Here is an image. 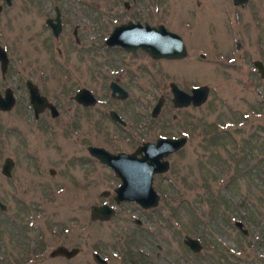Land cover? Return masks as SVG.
I'll return each mask as SVG.
<instances>
[{"label": "rangeland", "instance_id": "374dc122", "mask_svg": "<svg viewBox=\"0 0 264 264\" xmlns=\"http://www.w3.org/2000/svg\"><path fill=\"white\" fill-rule=\"evenodd\" d=\"M92 1L99 6L84 5ZM153 2V8L145 2L148 11L138 16L178 32L186 56L131 57L105 48L102 39L130 16L122 0H0V45L9 56L0 90L10 86L15 96L11 109H0V201L6 205L0 207V264H98L93 251L111 264H264V77L253 63H264V0L241 6L232 0ZM55 4L77 14L58 41L43 23ZM74 24L82 34L79 43ZM116 77L129 92L125 99L110 97L108 82ZM26 78L56 104V117L44 111L34 118ZM171 80L184 90L208 85L207 99L176 109ZM80 86L94 91V106L83 108L72 98ZM159 95L166 100L151 117ZM110 108L127 120L124 129L109 118ZM217 125L225 129V144L211 145L208 136ZM121 132L134 138L126 140ZM168 132L188 138L168 156L169 169L154 178L158 205L122 203L111 219L91 220L90 206L109 198L100 191H113L115 181L86 145L131 150ZM219 155L229 167L216 165ZM8 156L14 160L11 176L1 171ZM237 156L245 159L244 168L235 163ZM210 193L221 196L214 207ZM186 235L201 240L197 252L185 243ZM59 244L80 249L69 258L51 256Z\"/></svg>", "mask_w": 264, "mask_h": 264}, {"label": "water", "instance_id": "95a60500", "mask_svg": "<svg viewBox=\"0 0 264 264\" xmlns=\"http://www.w3.org/2000/svg\"><path fill=\"white\" fill-rule=\"evenodd\" d=\"M7 4L11 0H5ZM235 5H244L248 0H232ZM2 4H0V9ZM107 44H121L127 49L135 51V48L141 46L154 58H182L186 56L187 49L182 37L167 29L163 24L158 26H150L145 24L141 26L139 22H128L116 26L106 40ZM254 66L264 77V63L256 59L253 61ZM9 64V56L5 47L0 45V70L5 74ZM29 89V102L35 110V115L48 106L53 115L57 114V109L51 103L47 96L40 93L38 86L31 80H26ZM172 91L174 93L173 103L176 106H186L190 102L193 105L203 103L208 96L209 86L206 84L195 85L191 91H185L178 87L175 82H171ZM121 96L125 93L121 91ZM81 99L85 102L89 100L95 101V97L88 89L79 90ZM78 96V95H77ZM15 103L14 91L10 86L4 90V95L0 92V109L9 110ZM162 104V98L153 107L152 115H157ZM114 117H118L117 113ZM187 136L178 137L160 136L155 142L145 141L131 153L117 152L112 153L104 147L89 146L90 153L97 156L102 162L114 168L115 172L121 178V183L115 188V198L118 200L128 198L137 200L142 206L155 205L159 198V194L152 185L153 173L155 171H163L169 167L167 159L164 156L170 152L177 150L185 144ZM14 161L11 157H6L1 167V171L10 175ZM51 172L53 170L51 169ZM0 207L5 208V204L0 201ZM114 212V208L106 203L91 206V217L106 219ZM243 221L235 220V225L246 232L243 228ZM185 243L193 250H198L201 247L199 239L186 235ZM78 247H67L59 244L53 247L49 254L51 256L63 255L67 258L75 255L78 252ZM93 257L98 264H110L107 259L99 253L93 251Z\"/></svg>", "mask_w": 264, "mask_h": 264}, {"label": "flooded vegetation", "instance_id": "af4514ba", "mask_svg": "<svg viewBox=\"0 0 264 264\" xmlns=\"http://www.w3.org/2000/svg\"><path fill=\"white\" fill-rule=\"evenodd\" d=\"M117 1H119V0H117ZM145 2H147L148 4L150 3L151 4V7L153 8V5H154V2H153V0H145V1H143V0H122V7H123V9H125V10H130L131 12H130V16L128 17V18H126L125 20H119V21H117L115 24H114V26L111 28V30L109 31V33H108V35L107 36H105L103 39H102V45L105 47V48H107V49H118V50H121V51H123L124 53H126V54H128V55H130L131 57H136L137 55H139V54H144L145 56H148L149 58H152V59H161V58H154L151 54H149L145 49H143L141 46H139V47H137V48H135V51H132V50H129V49H127L125 46H123V45H121V44H107V42H106V40H107V38L109 37V35L111 34V32L113 31V29L116 27V26H118V25H120V24H125V23H128V22H132V23H137V22H139L140 23V25L141 26H144L146 23L147 24H149L150 26H158L159 24H163L165 27H166V25L163 23V22H157V23H151L150 21H148V20H146V19H141V16H138V15H140V13H142L141 12V10H147L148 9V4H146ZM232 3H233V1H232ZM0 4H2V3H0ZM7 4V3H6ZM157 4V3H156ZM234 4V3H233ZM7 5H9V4H7ZM84 5H87L88 7L90 6L91 8H96V7H98L99 6V4L97 5L95 2H93L92 1V3H88V4H84ZM235 5V4H234ZM144 6L146 7L145 9H144ZM241 6V5H240ZM2 9H3V4H2V8L0 9V12L2 11ZM137 11V12H136ZM148 11V10H147ZM66 12H70V15L67 17V13ZM151 12V11H150ZM145 13H147V12H145ZM75 12L73 11V9H64V7H61L60 5H58V4H55V5H53V11L51 12V14H49V15H47L45 18H44V20H43V23H44V31H48V33H49V36H51L52 38H53V40H55V41H58V40H60L61 39V35H63V33H64V31H65V29H67V26L68 25H70V23L72 22V20H70V16L72 15V16H74V18H76L77 17V14H76V16H75ZM100 17H101V19L102 20H105V14L100 10ZM167 28V27H166ZM168 29V28H167ZM170 30V29H169ZM172 31H174V30H172ZM174 32H176V31H174ZM176 33H178V32H176ZM72 34L74 35V38H75V41L77 42V43H79L80 41H82V34H80V31H79V25H77V24H74L73 25V28H72ZM179 34V33H178ZM180 35V34H179ZM181 36V35H180ZM182 37V36H181ZM240 42H236V48H239L240 47ZM46 47L47 48H51V43L50 42H46ZM62 49L60 48V47H56V52L58 53V54H60L62 51H61ZM200 55L201 56H205V54L204 53H200ZM166 59H180V58H166ZM8 69V68H7ZM27 79H31V78H26L25 79V81H24V83H25V85H26V87H27V84H26V80ZM32 80V79H31ZM33 81V80H32ZM34 82V81H33ZM171 82H175L176 84H177V82L176 81H174V80H171V81H169V86H170V91H171V103H172V105L176 108V109H180V108H184V107H186V106H189V105H192V106H197V105H193V103L192 102H190L188 105H186V106H176V105H174V103H173V97H174V93H173V91H172V85H171ZM37 86H38V84L36 83V82H34ZM200 85V84H199ZM177 86L178 87H180L178 84H177ZM193 86H195V85H193ZM193 86H190L189 87V90H186L185 89V91H188V92H190L191 91V88L193 87ZM7 87V86H6ZM5 87V88H6ZM108 87H109V89H110V97H114V98H117V99H125V98H127L128 97V95H129V92H128V90L120 83V81H119V79L116 77V78H113V79H111L109 82H108ZM5 88H4V90H5ZM38 88H39V86H38ZM84 88H86V89H88L89 91H91V93L93 94V97H95V101H92L90 98H89V100H87V101H83L82 99H81V95H80V93H78L79 92V90H82V89H84ZM180 88H182V87H180ZM4 90L3 91H1L0 90V92H1V94L2 95H4ZM27 90H28V103H29V105L31 106V108H32V110H33V114H34V118L35 119H37L38 117H39V115L42 113V112H48L49 114H50V116L51 117H56L58 114H59V109H58V107L56 106V104L53 102V101H51L48 97V100L51 102V103H53L54 105H55V107H56V109H57V114H55V115H53L52 114V112H51V110H50V108L48 107V106H45L39 113H38V115L36 116L35 115V110H34V108H33V106L31 105V103L29 102V89H28V87H27ZM183 90H184V88H183ZM39 91H40V93H42L41 92V90H40V88H39ZM121 91H123V92H125L122 96H121V94H122V92ZM42 94H44V93H42ZM44 95H46V94H44ZM78 95V96H77ZM47 96V95H46ZM72 98H74L75 99V102L76 103H78L80 106H82L83 108H90V107H92V106H94L97 102H98V97L96 96V94L94 93V91L90 88V87H87V86H80V87H78L77 89H76V91L74 92V94L72 95ZM160 98H162V104H161V107H160V109H159V111H158V113H157V115H152V111H153V107L155 106V104L158 102V100L160 99ZM165 100H166V97L164 96V95H159L158 97H157V99H156V102L152 105V107H151V110H150V116L151 117H157L159 114H160V112H161V109H162V107H163V105H164V102H165ZM115 113H117V115H118V117L119 118H121V119H117V118H115L114 117V114ZM108 115H109V118L113 121V122H115L116 124H118L119 126H121L122 127V129H124V127H126V125L128 124V122H127V120L125 119V118H123L122 116H121V114H119V112L115 109V108H110L109 109V111H108ZM174 116H175V114H174ZM173 116V117H174ZM152 119H154V118H152ZM137 121L135 120V121H133V125L135 124H137L136 123ZM132 126V125H131ZM134 127V126H133ZM140 128L141 127H143V125H142V123H141V125L139 126ZM139 130V129H138ZM122 134H121V136H124V138H126V140H132V138H134V134H128V133H126V132H121ZM139 133H141V131L139 132ZM182 135H185V136H187L184 132L183 133H178V134H175V133H171V132H168V133H166V134H162V133H160V134H158L157 135V137L155 138V140H153V141H151V140H143V141H141L140 143H138V144H136V146L133 148V149H131V150H126V149H116V150H110V149H108V148H106L104 145H97V144H87L86 145V150L88 151V153L91 155V156H93L94 158H96L100 163H102L104 166H106L108 169H109V172H110V174H111V176H112V178L114 179V181H115V184H114V188H113V191H110V190H108V189H103L102 191H100V194L102 195V196H104V197H109V198H107L106 200H103V201H100V202H98V203H93L92 205H100V204H104V203H106V204H108V205H111V206H113V208H114V212H113V214L109 217V218H106V219H100V218H92L91 217V206H90V219L91 220H93V221H107V220H109V219H111L114 215H115V213H116V211L117 210H119L118 208H119V206L121 205L122 206V203H128V204H136V205H139L140 207H142L143 209H151V208H154V207H156L157 205H158V203H159V200H160V194H159V192L156 190V188L154 187V184H153V182H154V178H155V176L156 175H160V174H164L168 169H169V167H170V162H169V159H168V156L171 154V153H173V152H176L177 150H179V149H181L183 146H181L180 148H178L177 150H174V151H172V152H170L168 155H166V156H164L163 157V159H167L168 160V162H169V167L166 169V170H163V171H155L154 173H153V179H152V185H153V187H154V189L157 191V193L159 194V198H158V200H157V203L155 204V205H150V206H142L137 200H132V199H128V198H123V199H120V200H118L117 201V199L115 198V194H116V192H115V188L121 183V178L119 177V175H117V173L115 172V170H114V168L113 167H111V166H109V165H107L106 163H104V162H102L97 156H95V155H93V154H91L90 153V150H89V146H99V147H104L105 149H107V150H109L110 152H112V153H117V152H120V151H123V152H127V153H131V152H133L137 147H138V145H140V144H142L143 142H145V141H151V142H155L156 140H157V138L158 137H160V136H169V137H178V136H182ZM139 136V135H138ZM120 138V137H119ZM188 138V137H187ZM10 157V156H9ZM6 158V157H5ZM14 161V160H13ZM14 166V165H13ZM13 166H12V168H13ZM2 167V166H1ZM12 168H11V172H10V175H6V176H11L12 175ZM51 171V170H50ZM114 201L113 203L114 204H112V203H110L111 201ZM5 207H6V205H5ZM133 218V221H134V223L135 224H137V225H142V223H143V219H141L140 217H138V216H134V217H132ZM195 237V236H194ZM196 238H198L199 239V237H196ZM199 242H200V244H202L201 243V240L199 239ZM76 247H78V246H76ZM78 249H80L79 247H78ZM192 249V248H191ZM193 250V249H192ZM199 250V249H198ZM198 250H193L194 252H197ZM79 251V250H78ZM95 252H97V253H99L98 251H95ZM100 254V253H99ZM101 255V254H100ZM102 257H104L105 259H107V261L109 262V259H108V257H106V256H104V255H101ZM110 263V262H109ZM111 264V263H110Z\"/></svg>", "mask_w": 264, "mask_h": 264}, {"label": "trees", "instance_id": "16d2710c", "mask_svg": "<svg viewBox=\"0 0 264 264\" xmlns=\"http://www.w3.org/2000/svg\"><path fill=\"white\" fill-rule=\"evenodd\" d=\"M223 122H225V121H223ZM222 122V124H224ZM221 123V122H220ZM216 127V129L214 128V129H212V132H210L209 133V142H210V144L211 145H215V144H217V141L218 142H220V140L222 139V137L224 138V139H226V137H225V135H222L221 134V132H225L224 130V128L222 129H220L219 127H218V125L217 126H215ZM237 129H239V128H237ZM220 130H222V131H220ZM205 136H206V134H205ZM223 141H221L219 144H225V143H222ZM228 153H230V157L232 156L233 157V160L236 158L235 157V155H233L231 152H229L228 151ZM220 156V155H219ZM238 157V156H237ZM240 157V156H239ZM237 158V160L235 161V163L236 164H238V167H239V165L241 166V168H244V166H245V163H246V161H245V159L244 158H242V157H240V158ZM248 162H249V159H248ZM247 162V163H248ZM254 164V163H253ZM252 164V165H253ZM216 165L219 167V166H221V168L222 167H226V166H228V163L226 162V159H225V157H222V156H220V157H218V159L216 160ZM257 165V163L256 164H254L253 165V167L254 166H256ZM216 167V166H215ZM229 167V166H228ZM252 167V168H253ZM229 169V168H228ZM208 185L209 184H205L204 186L207 188V191L208 190H210V188L208 187ZM210 194H212V193H210ZM219 197H221V196H219V195H216V196H213V194H212V196H211V200H210V202L213 204V207L215 206V204H217V202H218V200L217 199H219ZM193 212V211H192ZM193 214H194V212H193ZM241 217L243 218V216L241 215ZM245 217V216H244ZM198 235V234H197ZM198 236H200V235H198Z\"/></svg>", "mask_w": 264, "mask_h": 264}]
</instances>
